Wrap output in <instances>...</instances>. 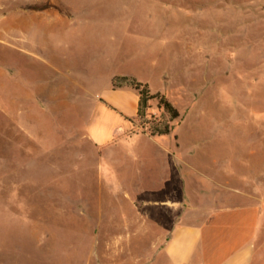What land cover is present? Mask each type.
Segmentation results:
<instances>
[{
    "label": "rangeland",
    "instance_id": "374dc122",
    "mask_svg": "<svg viewBox=\"0 0 264 264\" xmlns=\"http://www.w3.org/2000/svg\"><path fill=\"white\" fill-rule=\"evenodd\" d=\"M125 72L181 115L103 150L88 125ZM179 217L208 247L242 221L264 264V0H0V264H167L146 255Z\"/></svg>",
    "mask_w": 264,
    "mask_h": 264
},
{
    "label": "crops",
    "instance_id": "0c3cea01",
    "mask_svg": "<svg viewBox=\"0 0 264 264\" xmlns=\"http://www.w3.org/2000/svg\"><path fill=\"white\" fill-rule=\"evenodd\" d=\"M54 63V59L49 61L50 67L54 69L53 71H62V68H56ZM118 74L133 75L140 81L148 82L146 79L137 77L133 72ZM115 75L111 77V81ZM36 88L38 89L39 86L37 85ZM106 90L98 93L101 99L96 104L94 116L88 125L89 138L103 150L124 144V142L133 143L138 138L137 136L125 138L124 134L130 128V125L134 124L132 120L137 115L140 99L139 91L133 87L114 89L111 85V89L107 88ZM123 139L124 142H121ZM170 151L172 152V149ZM165 155L163 154V156ZM163 162L166 170L170 172V178L165 177L166 180L172 181V173L174 177L182 178L181 172L177 174L175 165L173 166L170 162L166 164L165 160ZM171 198L166 195L159 200L149 201L150 203H156L165 210L170 208L173 203H177L176 199L172 200ZM228 209L230 208L226 209V215L231 218L238 216L237 210ZM182 218H176L171 223L174 227L170 229L168 234L166 233L163 246L157 252H149L146 255L149 259L148 263L156 262L157 258L160 257L167 264H252L255 254L254 240L247 235L242 221L226 219V236H223V238L221 236L217 243L212 247H208L206 232L209 223L195 221L183 224ZM225 240L226 242H224Z\"/></svg>",
    "mask_w": 264,
    "mask_h": 264
},
{
    "label": "trees",
    "instance_id": "16d2710c",
    "mask_svg": "<svg viewBox=\"0 0 264 264\" xmlns=\"http://www.w3.org/2000/svg\"><path fill=\"white\" fill-rule=\"evenodd\" d=\"M112 87H133L140 93L138 103V112L136 119L142 123L149 124V133L153 136L168 135L173 129V123L177 120L181 112L178 107L162 92H151L149 84L138 80L135 76L129 74H118L112 79ZM157 99V107L160 111L158 117L148 118V110L151 107V100ZM135 123V119L132 120Z\"/></svg>",
    "mask_w": 264,
    "mask_h": 264
}]
</instances>
